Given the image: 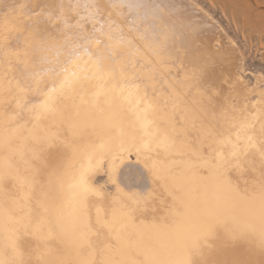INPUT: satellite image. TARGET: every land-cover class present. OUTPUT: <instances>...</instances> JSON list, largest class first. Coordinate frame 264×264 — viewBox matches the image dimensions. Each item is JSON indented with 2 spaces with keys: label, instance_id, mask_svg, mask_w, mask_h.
I'll use <instances>...</instances> for the list:
<instances>
[{
  "label": "bare ground",
  "instance_id": "bare-ground-1",
  "mask_svg": "<svg viewBox=\"0 0 264 264\" xmlns=\"http://www.w3.org/2000/svg\"><path fill=\"white\" fill-rule=\"evenodd\" d=\"M196 6L0 0V264H264V80Z\"/></svg>",
  "mask_w": 264,
  "mask_h": 264
},
{
  "label": "rangeland",
  "instance_id": "rangeland-1",
  "mask_svg": "<svg viewBox=\"0 0 264 264\" xmlns=\"http://www.w3.org/2000/svg\"><path fill=\"white\" fill-rule=\"evenodd\" d=\"M190 1L193 2L194 6L199 4L196 7L198 8L200 6L201 8L199 7V9L207 15V18L214 25H216V27L218 28L220 27L219 29L221 30V32L226 36L227 40L230 43H232L237 53L241 55L240 56L241 57L240 62L242 63L241 65H243V68L248 73V74L246 73L247 75L246 74L244 75L245 76L243 77L244 81L247 80V82L251 84L253 81L252 77H258L260 80L263 81L264 80L263 79L264 78V0H229V1L228 0H195V1L190 0ZM226 1L228 4L225 3ZM195 2H197L198 4L197 3L195 4ZM236 13L240 14L238 16V19H235ZM244 29L251 30L252 36L253 35L255 36L257 35V33H259L258 36L261 37L263 48L262 45L261 46L260 44L257 45L254 41L250 42L248 38L244 36V33L241 32ZM79 42L80 44L78 43V41H76L73 44L74 46L72 47H75L76 49L78 48L79 49L78 52L82 51L83 53H86L87 47L84 44H81V41ZM129 166L130 165L121 166V168L119 169L121 170L119 171L121 172L120 173L121 175L119 173H118L119 175L117 174V177L120 176L118 178L120 179L122 178L121 179L122 181L120 179L118 180L119 183L121 184V187L123 188L124 185V188L127 189L128 186L130 185L128 188L130 189V187L135 188L134 185H136V189L138 186L142 188L143 187L142 184L144 185L145 183V181L144 183L142 182L143 174L140 172V169L137 168L132 169L131 166L130 167ZM136 183L138 184V186Z\"/></svg>",
  "mask_w": 264,
  "mask_h": 264
}]
</instances>
